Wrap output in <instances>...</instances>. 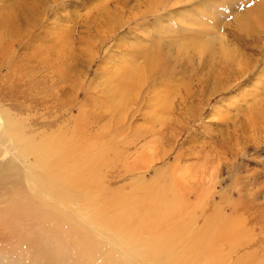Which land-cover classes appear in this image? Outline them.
I'll return each mask as SVG.
<instances>
[{
    "label": "rangeland",
    "instance_id": "374dc122",
    "mask_svg": "<svg viewBox=\"0 0 264 264\" xmlns=\"http://www.w3.org/2000/svg\"><path fill=\"white\" fill-rule=\"evenodd\" d=\"M161 1L0 0V116L9 115L15 124L12 133L21 134L17 137L27 142L37 144L44 138L58 140L60 137L76 139L74 146L82 149L79 159L82 160L84 200L80 215L91 214L89 201L94 198L95 208L104 215L129 216L132 235L124 226L116 232L102 225L93 227L109 239L104 245V239L99 237V248L108 251L100 250L102 257L98 264H124L123 261L128 264H264V116H258L264 113V4L260 5L263 0H222L229 4H225L227 8L221 5V0ZM162 12L166 14L162 16ZM239 14L249 15L243 22H250L248 26L252 24V30H256L248 27L250 34L247 29L239 30ZM9 15L13 23L5 20ZM184 18L188 25H184L187 23ZM194 18L201 25L197 27ZM159 24L176 40L165 38ZM203 24L215 25L218 29L194 36L191 27L201 31ZM215 32L219 34L218 39ZM200 36L203 43L215 44L216 62L224 60L220 53L224 50L242 60L238 62L242 64L238 65L240 69L244 66L248 70L235 66L238 77L227 79L229 87L225 84L217 89L215 84L220 74L217 68L223 65L216 64L215 69L202 67L198 58L191 62V51L178 53L179 44H175L178 40L187 43L194 38L192 42H195ZM221 38L232 48H225L218 41ZM217 42L220 46H216ZM254 46L263 49L255 50ZM145 48L148 52L142 53ZM131 53L138 57L131 58ZM151 57L158 61L152 74L156 73L150 75L146 85L130 89L134 91L131 112L125 110V114L122 111L119 115L111 110L106 97L108 86L120 83L113 74L125 77L135 64L145 70ZM144 74L147 73L140 75V83L147 79ZM122 115L128 117L126 124ZM6 126L0 127V151L4 146L0 164L3 165L12 154L19 155V148L14 145L16 139L2 135L8 129ZM70 145L69 150L74 147ZM4 150H9L8 156ZM183 170L187 171L183 179L172 176L177 172L182 175ZM173 178L177 179L176 186L171 185ZM172 190L177 195L165 197L163 194L164 200L157 202L160 206L156 209L160 192ZM143 191L144 195L140 196ZM1 197L0 210L7 207L4 201L15 202L6 194ZM46 205L54 209L61 208L63 203L54 201L51 195ZM69 205L72 204L67 203L63 209L65 215H70ZM156 215H162L159 226ZM143 217L149 223H145L147 229L157 235H179L175 237L179 242L167 255L169 258L164 260L165 250H153L147 259L139 255ZM81 228L90 229V226ZM3 230L0 227V261H17L19 258L15 255L4 256L9 249L18 247V251L21 247L18 242L12 245L11 239H5ZM122 236L127 239L122 240ZM117 248L123 253L118 255ZM54 249L51 247V253L58 255ZM55 256L51 254V259H56ZM24 261L23 258L20 262Z\"/></svg>",
    "mask_w": 264,
    "mask_h": 264
},
{
    "label": "bare ground",
    "instance_id": "6f19581e",
    "mask_svg": "<svg viewBox=\"0 0 264 264\" xmlns=\"http://www.w3.org/2000/svg\"><path fill=\"white\" fill-rule=\"evenodd\" d=\"M173 1H172V3H173ZM186 1H184V2H186ZM225 1L227 2V0H223V2H225ZM161 2L165 3V1L163 2V0ZM174 2H176V1H174ZM178 2H180V1H178ZM193 2H196V1H192L191 3H193ZM223 2H220L221 5ZM225 4H227V3H225ZM225 4L223 6H225ZM232 4H234V3H232ZM239 4H240V2H239ZM262 4H264V0L260 5L262 6ZM173 5H174V3H173ZM202 5H203V3H202ZM227 5H229V4H227ZM192 7H193V5H192ZM232 7L234 8V6H232ZM262 7H264V6H262ZM159 8H161V7H159ZM212 8H213V6H212ZM225 8H227V7L225 6ZM230 9H231V7H230ZM202 10L200 9L201 12H202ZM215 10H216V8H215ZM227 10H229V9H227ZM163 12L161 13L162 16H163V14H166ZM203 12H204V10H203ZM158 13L159 12H157V14ZM168 13H171V12H168ZM231 13H233V12H231ZM144 14H145V12H144ZM159 15L158 16L156 15V17L159 18ZM239 15H241V14H239ZM143 16L144 15L142 14L141 17H143ZM247 16H249V15H247V14L243 15L242 14L238 18L237 25L239 27V30H246L249 27L248 24L250 22H248V23L243 22V18L244 17L246 18ZM176 17H178V16L176 15ZM178 18H176V19H178ZM187 18H189V20L191 19L190 17H187ZM233 18H235V17H233ZM5 20H7V21L12 20L11 23L14 22L13 19L10 17V15L5 17ZM117 20H119V19H117ZM157 20H159V19H157ZM177 21L179 23L181 22L179 20H177ZM184 21L187 22V23H184V25H188V21H186V19ZM158 22H162V20L158 21ZM164 22H166V21H164ZM196 22L198 23L196 25L197 27H198V25H201L199 23L198 18L195 19V23ZM176 24H177V22H176ZM162 25H164V24H162ZM206 25L207 24H203L201 31L198 30L197 27H195V26H193L194 28L191 27V29H192L191 33L193 32V35L197 36L200 32H203L206 34V33H211L215 29H218V28H216L215 25H213V27H208V25H210V24H208L207 26ZM174 26L176 27V25H173V28H174ZM181 26H183V25H181ZM156 27H157V25H156ZM159 27H161L160 24H159ZM221 27H223V26H221ZM251 27H252V24L249 27V29L252 30ZM176 28L178 30V27H176ZM162 30H163V33L165 34V36H167V37H165L162 35V37L171 38L174 41L175 37L172 38L173 36L170 35V32L168 31V29L166 27L163 26ZM162 30H161V32H162ZM184 30H185V28H184ZM254 30H256V29H254ZM254 30H252V31H254ZM181 31H183V30H181ZM181 31H178V32H180V34H182ZM248 31L249 30L247 29L246 32L248 33ZM263 31H264V29H263ZM233 32H236V31H233ZM177 33L174 32V34H177ZM186 33H188V31ZM215 33H216L215 37H217V36L219 37L218 32H215ZM237 34L236 35L239 36V34H241V33L239 32ZM248 34H250V33H248ZM248 34H246V35H248ZM169 35L171 37H169ZM159 36H161V35H159ZM212 36H214V34H212ZM200 37H201V39H199ZM200 37L197 38V40L195 42H192L195 38L190 42L187 41V43L181 42L179 40H178V42L175 41V44H177V45L179 44L178 45V53L183 52L182 54H189L187 52L191 51V62H192V59L198 58L199 63L202 65V67H205V68H208V66H209V69H210V66L211 67L213 66V69H215L217 67L216 64H222L223 65L222 67L217 68L219 70L220 74H218L219 75L218 76L219 81L215 85H216L217 89H219L221 87L223 88L224 85L229 82L227 79L231 78L232 76H234L236 74L239 75L238 70H236L234 68L236 66L240 69V66L242 65V64L240 65V63L242 62V60L240 61L237 58V56H235V55L233 56L231 52H230L231 54H229L223 50V52H220V53H222L224 56H221V55L220 56L224 60H222V61L218 60V62H216L215 57H216V55L218 56V54L216 53L217 51H215V44L212 42L203 43L202 41H200V40H202V36H200ZM208 37H210V35ZM218 37H217V39H218ZM204 38H206V37H204ZM235 39H238V37ZM245 39L247 40L246 37H245ZM245 39H243V37H242V40L245 41ZM175 40H176V38H175ZM210 41H211V38H210ZM218 41H221L223 43V46H225V48L226 47L228 49L232 48L231 45H226L227 42H225L224 38H221V40L219 39ZM239 41H241V40H239ZM247 41H249V40H247ZM172 43H170V44H172ZM217 44L219 45L220 43L217 42L216 46H217ZM243 45H244V43H243ZM223 46H221V47H223ZM245 46H246V43H245ZM251 46L252 45H250V47ZM259 46H261V45H259ZM158 48H159V46H158ZM254 49H255V46H254ZM257 49H255V50H257ZM260 49H263V47L259 48L258 50H260ZM145 50H146V48L142 51V53L147 51V50L146 51ZM216 50H218V49L216 48ZM256 53H258V52H256ZM262 54H264V53H262ZM131 55H132V56H130L131 58L138 57L137 54L131 53ZM240 55L242 56V54H240ZM154 56H156V55H154ZM186 57H188V56H186ZM244 57H245V55H244ZM122 58H125V57H122ZM251 58H253V57L251 56ZM237 59H238V61H237ZM145 60H147V59H145ZM156 61L157 60L156 59L154 60L152 57L149 58L146 62L147 69H145V70H144L145 67L142 69L141 67H138V64H135L136 67H134L132 69L129 66L130 64L128 65L127 61H126L125 63L130 68L128 69V73H126L125 77H121V76L116 77L115 74H113L114 78L120 80V83L119 84L110 83V85L108 86V91H107L106 97H107V104L109 105V108H111V110H114L119 115H121L122 111L125 114V110H127L128 112H131V109H133V108H131V107H133V106H131V105H133V103H132L133 101L131 99L134 98V93H133L134 91H130V89L133 90L134 88L136 89L139 86H141V84L142 85L145 84L147 82L148 78L150 77V75H153L156 73L155 72L152 74V72H154L155 69L157 68L158 61L157 62ZM175 62H177V61H175ZM238 62H240V63H238ZM249 62L251 63V61H249ZM263 62H264V60H262V63ZM125 63L123 64L124 67L126 66ZM245 64H247V63H245ZM131 65H134V64L132 63ZM238 65H240V66H238ZM261 65H263V64H261ZM258 66H259V64H258ZM124 67H122V68H124ZM242 68L246 69V67H244V66ZM124 69H126V68H124ZM256 69H257V67H256ZM256 69H254V70H256ZM246 70H248V69H246ZM257 71H259V70H257ZM263 71H264V69H263ZM216 72H217V70H216ZM239 72H241V71H239ZM142 73H147L148 76H147V74L146 75L144 74L147 79L145 82L140 83L139 78H141ZM250 73H252V72L250 71ZM259 73H260V71H259ZM244 74H245V72H244ZM247 74H249V73H247ZM260 75H262V74H259V76ZM240 77L236 78V79H240ZM245 77L243 80L246 79ZM262 79H264V78H262ZM202 80H203L202 81L203 83H205V84L208 83V81L206 79H202ZM233 81H235V80H233ZM237 82H239V80ZM228 85L229 84H226L225 87H227ZM227 90H229V89L227 88ZM71 98H75V96H73ZM259 110H261V112L263 111L262 109H259ZM111 113H112V111H111ZM260 114L258 113V116H264V113H263V115L262 114L260 115ZM123 116L124 115H122V117ZM255 116H257V115L255 114ZM127 119H128V117L126 118L124 116L122 121L125 122ZM115 121H117V120H115ZM118 122H120V120H118ZM126 122H125V124H126ZM3 124H7L6 127H8V129L6 131H4L2 133V135L4 137L10 136V137H14L16 139L17 144L15 143L14 145H17V148H19V155L16 154L15 152H14L15 154H12V155L10 154L11 158H10L9 162L8 161L6 162L4 159H6L7 156L9 155L8 153L11 152V150L8 148L10 150V152H8L9 150H4V154H6V155L8 154V155L7 156L5 155V157L3 158V160L6 162V165H3L4 163L0 164V185L2 186V190H0V199L2 198L1 196L4 197L6 194L11 199L15 200L14 203L10 202V200H6L3 202V204H7V207L4 209H1L0 213H2V212H9V213H8V215H0V227L4 229L3 234L5 236V239H11L13 241L11 243L12 245L18 242L17 244L20 245L21 248H19L18 251H17L18 247L16 248V250H10L9 249V251H7L5 253L6 255H4L6 258L9 257L10 255H12V256L15 255L17 258H19V259H17V261H13V262L0 261V264H98V259L101 256V252H100L101 249L99 248L100 245L98 244L99 237H102L104 239V245L107 244L109 239L104 237L102 233L100 234L99 231L93 230V227L99 228V225H102L105 228L109 227L116 232L119 230V227L124 226L127 233H129V234L131 233V235L133 234V230H131L129 228L131 225H129V216L128 215H121L118 217L104 215L102 213V211H100L98 208H95L94 202H93L94 198H92L91 201H89L90 205L92 207L91 214L90 215H80L81 210H82V201L84 200V196L81 193L82 176H81L80 170H81L82 160L79 159V156L81 155L80 153L82 152V149H79L77 146H74L75 140H76L75 138L70 139L68 137V139H67V137H65V138L60 137V138H57L58 140H53V139L48 140L47 138H44L43 140H39L40 141L39 143L35 144L33 142L24 141L21 139V137H17V136H22L21 134L19 135L17 133H12L11 130L15 129V126H14L15 124H14V122L10 121L9 115H5L4 117L0 116V127ZM73 128H74V126H73ZM116 128H118V124L116 125ZM129 128H131V127H129ZM147 129H148V127H147ZM71 132H73V131H71ZM37 135H39V134L37 133ZM74 135L77 136V129H74ZM145 135H142V136H145ZM70 144H73L72 147L74 146L73 147L74 150ZM0 145H2V144H0ZM69 145H70V148H72L71 150H69ZM3 147L1 149L2 152H3ZM5 151H7V152H5ZM15 151H17V150H15ZM11 153H13V152H11ZM56 153H59V154L54 156ZM83 167H85V166H83ZM182 172H183L182 175H179V172H177V173H173L174 175H172V176L176 177V175H177L178 179H180V178L183 179L184 176L187 175V173H185L187 171L183 170ZM95 174H97V173H95ZM187 177H189V176H187ZM173 181L174 182L171 181V185L174 184L176 186L177 179L173 178ZM169 186H170V184H169ZM144 193H145V191H143L142 195H140V196H143ZM160 193H161V197L156 199V203L159 201L162 202V200H164V199H162L163 194L165 197L169 196V194L172 197H175V195H177V193L174 192L173 190H172V192L170 191V193L169 192L168 193L160 192ZM51 195L54 196V201H59V202L63 203L61 208H59L57 206H55L54 209L51 207H47L46 201H49ZM151 195H153V194H151ZM157 195H159V193L155 194L156 197H157ZM67 203L72 204V205H69L70 209H69L68 213L70 215H65L64 210H63L65 208H67ZM83 206H84V204H83ZM159 206H160V204L155 206V208L157 209V207L159 208ZM171 208H173V206ZM47 210H50V213H47ZM164 211H165V209H164ZM168 211H170V209ZM161 216L162 215H156V217H155V222H156L157 226H159L160 222L163 221ZM144 218L145 217H143V225L141 227V235H140V237H143V239L141 238L142 245H141V248L139 249V252H138L139 255H141L143 258L147 259V257L150 255L151 251L153 252V250L154 251L165 250L166 256H164V260H165V258H169V256H167V255L169 253H171V248H174L177 245V243L179 242V241H177V240H179L178 237L175 238L176 236H179V235H177L175 233L173 235L170 233H164L162 235H157V233L147 229L146 226L149 223L144 222ZM145 223H147V224L145 225ZM86 225L90 226V229H82L81 228V227H84ZM135 232H136V228L134 229V233ZM161 232L163 233V231H161ZM181 234H182V232L180 233V235ZM126 239H127L126 236H122V240H126ZM180 243H182L184 245V243L182 241H180ZM171 245H172V247H171ZM107 246H109V245H107ZM10 247H12V246H10ZM51 247L56 249V251L58 252V255L56 252H54L55 254L51 253ZM167 248L170 250H168ZM55 249H54V251H55ZM108 249H111V248L109 247ZM104 250L108 251L105 248L101 251H104ZM111 252H113V250H111ZM122 253L123 252L121 251V249L117 248V254L119 255ZM51 254H52V256L56 255L55 257L58 260H56L54 258L51 259ZM33 256L34 257H36V256L41 257L42 256L43 260L42 259L36 260L33 258ZM23 258L25 261L21 263L20 261L23 260ZM61 258H63V260ZM101 261L104 263L105 260L103 261V259H102ZM123 263L128 264V262H124V261H123Z\"/></svg>",
    "mask_w": 264,
    "mask_h": 264
},
{
    "label": "snow or ice",
    "instance_id": "6c2138e0",
    "mask_svg": "<svg viewBox=\"0 0 264 264\" xmlns=\"http://www.w3.org/2000/svg\"><path fill=\"white\" fill-rule=\"evenodd\" d=\"M221 2H222V0H221Z\"/></svg>",
    "mask_w": 264,
    "mask_h": 264
}]
</instances>
